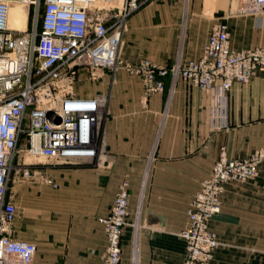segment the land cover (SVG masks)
Here are the masks:
<instances>
[{
    "label": "crops",
    "instance_id": "0c3cea01",
    "mask_svg": "<svg viewBox=\"0 0 264 264\" xmlns=\"http://www.w3.org/2000/svg\"><path fill=\"white\" fill-rule=\"evenodd\" d=\"M211 16L204 0H153L128 21L119 57L197 60L222 20L234 49L264 46V14ZM165 82L163 92L145 98L141 78L124 69L101 70L97 80L82 72L78 92L107 97L101 158L52 163L44 170L57 187L16 182L8 195L18 211L11 233L36 243L34 264H99L107 238L98 218L124 185L130 217L122 264L183 263L187 210L221 149L241 159L264 146V69L233 84L225 112L216 110L214 89L171 76ZM210 228L220 241L212 264H264V162L256 178L226 185Z\"/></svg>",
    "mask_w": 264,
    "mask_h": 264
},
{
    "label": "built area",
    "instance_id": "2783aa9c",
    "mask_svg": "<svg viewBox=\"0 0 264 264\" xmlns=\"http://www.w3.org/2000/svg\"><path fill=\"white\" fill-rule=\"evenodd\" d=\"M151 1L123 0L118 5V0H0V264H34L37 251L35 242L11 233L18 211L8 200L10 181L25 178L58 186L42 161L26 163L19 153L57 164L99 159L104 153L101 128L107 97L75 91L82 72L97 80L101 70L124 69L141 78L145 98L163 92L167 76L182 78L192 86L214 89L216 110L225 112L233 84H247L255 70L264 69V46L234 49L230 26L223 20L213 26L197 60L162 65L148 58L121 59L128 21ZM18 4L28 8L23 30L8 26L10 9ZM239 4L240 15L264 14V0ZM263 162L264 146L241 159L221 149L187 210L188 224L180 233L185 242L182 264H212L220 241L210 221L221 209L225 187L256 178ZM13 174L18 177L12 179ZM129 208L124 185L110 212L98 218L107 238L99 264H122Z\"/></svg>",
    "mask_w": 264,
    "mask_h": 264
},
{
    "label": "rangeland",
    "instance_id": "374dc122",
    "mask_svg": "<svg viewBox=\"0 0 264 264\" xmlns=\"http://www.w3.org/2000/svg\"><path fill=\"white\" fill-rule=\"evenodd\" d=\"M176 1H184V0H176ZM222 6L218 7L217 10L213 11V14H215L216 16L219 15H226V17L230 18L236 15H240L239 13H237V11L240 8V4H239V0H222L221 1ZM206 10L207 12H210L213 10V6H212V0H206ZM24 12L25 9L19 5L15 6L13 8V14L11 17V27L12 29H25L27 27V22H28V15L24 17ZM213 14L211 16V18L213 17ZM243 16V15H240ZM78 82L76 83L74 90L78 92ZM22 142H21V146H22ZM19 157H22L23 159L26 158L28 155L27 153H19L18 155ZM18 160V158H16V161ZM42 161V166L47 167L50 166V164H52V160H47V159H41ZM37 162H39L37 160ZM57 164V163H56ZM63 165H75V163H63ZM15 177H18V175L16 176L15 174L12 175V179H14ZM35 182L33 180H28L25 178H15L14 180L10 181V187L14 184H16V182L21 183V182ZM40 183V182H39Z\"/></svg>",
    "mask_w": 264,
    "mask_h": 264
},
{
    "label": "bare ground",
    "instance_id": "6f19581e",
    "mask_svg": "<svg viewBox=\"0 0 264 264\" xmlns=\"http://www.w3.org/2000/svg\"><path fill=\"white\" fill-rule=\"evenodd\" d=\"M222 0H212V6H213V10L210 11V12H207L206 10V0H204V4H205V12L212 15L213 14V11L217 10L218 7L222 6V3H221ZM123 3V0H118V5H121ZM19 6L23 7L25 9V12H24V17L28 15V8L23 6V5H20L18 4ZM17 6V5H14L11 7L10 9V13H9V20H8V26L10 29H12L11 27V17H12V14H13V8ZM19 30H23L22 28H20ZM41 159H44L43 157H31V156H27L26 157V160L25 162L26 163H32V162H35V161H41Z\"/></svg>",
    "mask_w": 264,
    "mask_h": 264
}]
</instances>
